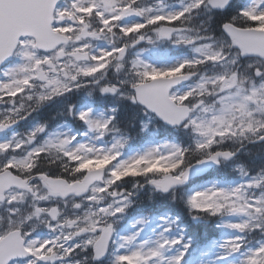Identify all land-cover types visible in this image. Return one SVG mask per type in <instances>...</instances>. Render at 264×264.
Returning a JSON list of instances; mask_svg holds the SVG:
<instances>
[{
    "label": "snow or ice",
    "instance_id": "obj_1",
    "mask_svg": "<svg viewBox=\"0 0 264 264\" xmlns=\"http://www.w3.org/2000/svg\"><path fill=\"white\" fill-rule=\"evenodd\" d=\"M229 5L230 0H0V64L18 58L0 79V132L45 102L79 91L142 106L149 120L192 136L187 146L165 141L127 158L123 134L97 146L70 132L46 134L37 125L0 141V264H83L82 253L83 260L94 261L107 255L110 264H184L192 241L175 220L161 217L160 230L147 238V218L129 234L116 231L145 185L152 194L171 193L173 200L183 191L180 198L193 220L238 217L223 226L264 234V169L249 175L240 165L246 177L241 183L184 189L195 174L235 157L227 142L264 144V0H249L216 35L190 25ZM169 46L193 54L158 63ZM242 58L249 61L243 70ZM209 64L221 71L209 73ZM66 107L97 141L118 131L115 108L97 118L91 107ZM128 178L132 190L121 186ZM37 224L48 228L49 238H31ZM244 245L243 235L225 239L216 259L241 253ZM242 255L241 264H264V241Z\"/></svg>",
    "mask_w": 264,
    "mask_h": 264
},
{
    "label": "rangeland",
    "instance_id": "obj_2",
    "mask_svg": "<svg viewBox=\"0 0 264 264\" xmlns=\"http://www.w3.org/2000/svg\"><path fill=\"white\" fill-rule=\"evenodd\" d=\"M177 5H178V2H177ZM130 20H132L131 18H129ZM184 57V55L182 56H178L176 58L174 57H170V56H164L163 58L161 59H158L157 62L158 63H175L177 62L178 60L182 59ZM3 78V76H2ZM184 89H182L181 91H183ZM150 121L148 117H146V122H144V125L147 124L149 125L150 124ZM89 134V135H88ZM88 140H85L84 142H88V143H92L94 144L93 141H91L92 137H93V133L91 132H87V136ZM176 143V142H175ZM97 145V144H96ZM150 145H155L153 142L151 141H148L146 142L145 144H143L140 148L138 149H135L133 151L130 152V154H125L123 153L122 154V158H127L131 155H134L136 154L137 152H140L142 151L145 147H148ZM99 146V145H97ZM213 183L212 182H207L206 184H204V186H211V184ZM218 183V182H216ZM220 184V183H219ZM238 184V183H237ZM222 185V184H221ZM236 185V184H235ZM203 186V187H204ZM201 188V187H200ZM193 190L195 189H198V188H192ZM239 222V218L238 217H227L225 218V220L223 221V225L225 222ZM224 227V226H223ZM125 233V232H124ZM237 235H240V233L236 232L235 230H230V229H227L224 227V232L223 234L220 236V238L218 240H215L213 241L212 243H210L206 248H204V250H202V252H200L197 257L195 258H191L189 259V264H217V259L216 257L221 255L222 254V250L220 249L219 245L225 240V239H228V238H233ZM145 238H147V235L145 234L144 235ZM261 241H264L261 240ZM259 241V242H261ZM258 245V244H257ZM256 245V246H257ZM256 246H252V247H246V248H243L241 250V253H237V254H233L231 256H229L228 258H226L222 264H241V261L243 259V255L242 253L246 252L248 249L250 248H254ZM170 255L172 253H169Z\"/></svg>",
    "mask_w": 264,
    "mask_h": 264
},
{
    "label": "flooded vegetation",
    "instance_id": "obj_3",
    "mask_svg": "<svg viewBox=\"0 0 264 264\" xmlns=\"http://www.w3.org/2000/svg\"><path fill=\"white\" fill-rule=\"evenodd\" d=\"M246 65L245 62H241V65ZM67 96L64 98L66 99ZM65 113H67V107L64 109H55V110H45L43 112V115L41 116L42 120H44L45 123H49L53 120H55L59 116H63ZM72 118H70L71 120ZM26 120V119H25ZM46 206V205H44ZM40 229V230H38ZM50 237V232L47 227L37 224L34 229L32 230V237L35 239H46ZM88 264H106L105 262H94L93 260H90Z\"/></svg>",
    "mask_w": 264,
    "mask_h": 264
},
{
    "label": "trees",
    "instance_id": "obj_4",
    "mask_svg": "<svg viewBox=\"0 0 264 264\" xmlns=\"http://www.w3.org/2000/svg\"><path fill=\"white\" fill-rule=\"evenodd\" d=\"M220 15H221V14H220ZM224 18H225V17H224ZM220 19H223V18L220 17ZM197 230H198V229H196V231H197ZM204 235H205V234H204ZM204 235H203V236H204ZM203 236H202V237H203ZM199 241H200V240H195L194 242H195V243H198ZM202 242H204V240H203Z\"/></svg>",
    "mask_w": 264,
    "mask_h": 264
}]
</instances>
